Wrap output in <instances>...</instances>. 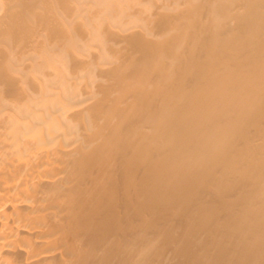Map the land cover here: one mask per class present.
I'll use <instances>...</instances> for the list:
<instances>
[{
	"label": "bare ground",
	"instance_id": "1",
	"mask_svg": "<svg viewBox=\"0 0 264 264\" xmlns=\"http://www.w3.org/2000/svg\"><path fill=\"white\" fill-rule=\"evenodd\" d=\"M0 264H264V0H0Z\"/></svg>",
	"mask_w": 264,
	"mask_h": 264
}]
</instances>
